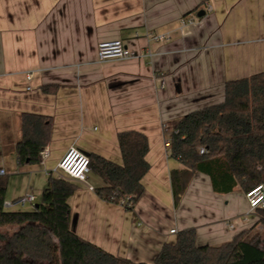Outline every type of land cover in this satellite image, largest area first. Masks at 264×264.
Wrapping results in <instances>:
<instances>
[{
  "label": "crops",
  "instance_id": "obj_1",
  "mask_svg": "<svg viewBox=\"0 0 264 264\" xmlns=\"http://www.w3.org/2000/svg\"><path fill=\"white\" fill-rule=\"evenodd\" d=\"M112 39L138 56L99 61L98 43ZM261 71L264 0H0V174L6 201L36 195L33 204L10 209L42 201L69 147L123 164L118 133L137 130L148 137L150 169L135 210L76 181L69 200L75 233L149 264L188 228L200 245L245 232L264 248V224L241 185L217 192L208 174L196 172L174 204L170 172L183 166L166 144L185 114L223 101L227 81ZM23 113L51 121L49 154L38 163L18 160ZM89 182L104 183L94 172Z\"/></svg>",
  "mask_w": 264,
  "mask_h": 264
},
{
  "label": "trees",
  "instance_id": "obj_2",
  "mask_svg": "<svg viewBox=\"0 0 264 264\" xmlns=\"http://www.w3.org/2000/svg\"><path fill=\"white\" fill-rule=\"evenodd\" d=\"M224 91L223 101L193 110L176 124L169 146L183 167L170 172L175 205L196 172L208 174L217 192H230L237 185L247 191L264 182V71L229 80ZM21 130L16 146L19 162H40L51 136L49 117L23 113ZM118 142L123 164L90 154L91 172L104 182L95 191L134 211L145 193L142 179L150 169L149 140L140 131L124 130L118 133ZM202 146L205 154L198 150ZM78 188L79 183L64 173L50 175L37 207L14 210L5 206L7 178L0 174V229L17 225L5 237L0 233L4 240L0 264H149L115 255L71 229L69 200ZM257 212L264 224V209ZM244 237L242 232L221 245H200L196 229H184L174 243L163 245L153 264H264V248Z\"/></svg>",
  "mask_w": 264,
  "mask_h": 264
},
{
  "label": "built area",
  "instance_id": "obj_3",
  "mask_svg": "<svg viewBox=\"0 0 264 264\" xmlns=\"http://www.w3.org/2000/svg\"><path fill=\"white\" fill-rule=\"evenodd\" d=\"M156 41L163 40L165 37L162 35L152 36ZM136 53L129 49L122 39L102 40L98 43V60L103 62L111 59H127L137 57ZM32 74H27V79H31ZM167 145L170 143L167 142ZM200 154H205L207 149L200 147ZM49 151L47 149L42 150L41 157H47ZM57 169L67 175L70 179L82 182L86 184L90 189L95 187L89 182L90 168V156L77 147H69L64 153L63 157L58 163ZM4 173V170H1ZM245 196L248 201L249 207L252 211L258 209H264V182L258 183L249 190L245 191ZM36 200V195L32 192H28L19 197L15 201H5V206L11 208L14 206H23L26 204H33ZM128 198L122 200L126 203ZM233 227V225H231ZM176 230L173 229L172 232Z\"/></svg>",
  "mask_w": 264,
  "mask_h": 264
},
{
  "label": "rangeland",
  "instance_id": "obj_4",
  "mask_svg": "<svg viewBox=\"0 0 264 264\" xmlns=\"http://www.w3.org/2000/svg\"><path fill=\"white\" fill-rule=\"evenodd\" d=\"M63 174V173H62ZM65 175V174H64ZM67 178H69L67 175H65ZM70 179V178H69ZM38 198H41V196L38 195ZM25 210L26 208H30V205L27 206V207H24ZM17 228V225H5V226H2L1 229H0V233L5 237L7 236L8 234H10L11 232H13L15 229ZM249 240H251L250 238H248ZM262 244V243H260ZM4 245V240L0 237V246H3ZM260 246H263V245H260ZM38 261V260H37ZM58 261L56 262H53L51 264H59V262L57 263ZM41 264H49L47 261L46 262H40Z\"/></svg>",
  "mask_w": 264,
  "mask_h": 264
},
{
  "label": "water",
  "instance_id": "obj_5",
  "mask_svg": "<svg viewBox=\"0 0 264 264\" xmlns=\"http://www.w3.org/2000/svg\"><path fill=\"white\" fill-rule=\"evenodd\" d=\"M205 13V11L204 10H201V11H199V13H198V15H203ZM38 206V204H36V207Z\"/></svg>",
  "mask_w": 264,
  "mask_h": 264
}]
</instances>
